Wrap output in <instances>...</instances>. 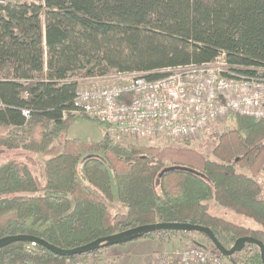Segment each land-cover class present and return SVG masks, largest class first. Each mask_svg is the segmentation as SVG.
Wrapping results in <instances>:
<instances>
[{"label":"trees","instance_id":"1","mask_svg":"<svg viewBox=\"0 0 264 264\" xmlns=\"http://www.w3.org/2000/svg\"><path fill=\"white\" fill-rule=\"evenodd\" d=\"M217 56L245 76L264 68V0L0 5V155L24 156L0 161V237L34 235L73 248L137 225L180 221L210 227L226 247L241 236L264 244V197L254 178L264 170V118L237 114L236 125L217 137L213 158L191 146L120 145L105 132L90 143L53 142L75 118L69 111L79 79L112 71L151 78L165 67ZM36 152L46 157L43 182L32 170ZM211 199L260 227L210 213ZM155 233L185 232L140 237ZM255 247L248 260L263 264ZM101 248L79 255L100 257ZM74 256L29 241L0 248V264H63Z\"/></svg>","mask_w":264,"mask_h":264},{"label":"built area","instance_id":"2","mask_svg":"<svg viewBox=\"0 0 264 264\" xmlns=\"http://www.w3.org/2000/svg\"><path fill=\"white\" fill-rule=\"evenodd\" d=\"M10 1L0 0V5ZM160 72L150 78L143 73L116 71L112 84L78 85L69 112L101 123L115 143L126 137L177 141L229 114L264 118V68L257 76H245L230 70L224 58L217 56L210 61L168 66ZM96 78L101 82L104 75ZM22 113L29 116L27 108ZM101 257L78 254L63 264H120ZM152 264L235 263L216 248L194 240L156 252Z\"/></svg>","mask_w":264,"mask_h":264},{"label":"rangeland","instance_id":"3","mask_svg":"<svg viewBox=\"0 0 264 264\" xmlns=\"http://www.w3.org/2000/svg\"><path fill=\"white\" fill-rule=\"evenodd\" d=\"M114 72L116 71H112L105 74L104 78H101L102 81L100 82L98 80V82L102 84H112L115 81L114 76H112ZM74 117H75L74 119L69 121L65 131L59 133L54 138L53 140L54 143H60L63 137L77 139L82 143H90V142L98 141L103 137L104 127L101 123L86 116H74ZM236 118H238L237 114H229L226 117L216 120L207 127L199 130L193 136L185 137L177 141H168V140L152 139V138L126 137L123 141H121V143H116V144H120V145L147 144V145H154L159 147L169 146V145L191 146L202 152L205 156L213 158L212 149L214 144L216 143L217 137L223 131L233 128L236 125ZM13 131L20 132L21 130L15 129ZM31 154L36 161V163L32 165L33 173L37 176L39 181L43 182L44 181L43 168L46 157L39 152L31 153ZM8 156H16L22 159L24 158L22 151H15V152L12 151L1 154L0 161L5 160ZM235 169L239 172L248 174L247 169L244 167L235 166ZM254 178L259 182L261 186L260 196L264 197V170L259 172L257 175H255ZM207 203H208V211L214 215L224 217L225 219L240 224L242 226H247L250 228L260 227V225L250 217L237 213L232 209L223 207L213 199L208 200ZM140 238H146L144 239L146 241L142 243V246H144L146 252H148V264H152L153 256L155 255L156 252L170 249L174 246L189 245L192 244L194 240L205 244L209 248L211 247L215 248L214 244L211 242V240L208 237L198 232L174 233L169 235L155 233L151 236L140 237ZM137 239H133L123 243L125 245L129 242L128 243L129 250H127V252L130 250L133 252H137L138 245H134L135 243H132L134 240ZM145 242H148L149 244H151V246L147 245ZM124 245L114 244L112 246L102 247L99 251V254L100 256H102L101 258L110 259L114 254L118 252L121 253L122 249L125 248ZM230 245L231 244H229V246ZM255 246L256 245H245L243 249L233 253L232 256L230 258L227 257V259H229L235 264H252V262L248 260V257L257 250ZM140 248L142 249V247ZM122 260H126L125 254Z\"/></svg>","mask_w":264,"mask_h":264},{"label":"water","instance_id":"4","mask_svg":"<svg viewBox=\"0 0 264 264\" xmlns=\"http://www.w3.org/2000/svg\"><path fill=\"white\" fill-rule=\"evenodd\" d=\"M158 230H176V231H197L207 236L214 244L215 248L225 257L231 256L233 253L243 249L246 243L256 245L259 248L260 258L264 264V244L262 241L252 236H241L234 240V242L226 247L223 246L215 236L210 227L201 224H192L180 221H159L137 225L127 228L120 232H116L107 236L96 238L88 243L73 248H62L51 244L43 238L27 234H11L0 237V248L14 241H29L33 244L37 243L47 248L51 252L61 256L78 255L90 250L97 249L98 247H105L109 245L124 243L133 239H137L143 234Z\"/></svg>","mask_w":264,"mask_h":264},{"label":"crops","instance_id":"5","mask_svg":"<svg viewBox=\"0 0 264 264\" xmlns=\"http://www.w3.org/2000/svg\"><path fill=\"white\" fill-rule=\"evenodd\" d=\"M94 83H98V79L96 77L81 78L79 79V82H78L79 85H89V84H94ZM144 239L146 238H139L132 242V243H135L134 245H138L137 252H133L131 250L127 252V250H129V244H128L129 242H128L125 245L121 244V245H124L125 248L122 249L121 253L118 252L114 254L111 258L117 260L120 264H148V252H146L145 247L142 246V243L146 241ZM145 243L151 246V244H149L148 242H145ZM140 247H142V249ZM148 249H151V248H148ZM124 254L126 256V260H122L124 257Z\"/></svg>","mask_w":264,"mask_h":264}]
</instances>
